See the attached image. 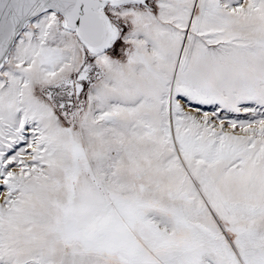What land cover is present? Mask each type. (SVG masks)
I'll return each mask as SVG.
<instances>
[{
    "label": "snow or ice",
    "instance_id": "obj_1",
    "mask_svg": "<svg viewBox=\"0 0 264 264\" xmlns=\"http://www.w3.org/2000/svg\"><path fill=\"white\" fill-rule=\"evenodd\" d=\"M0 264H264V0H0Z\"/></svg>",
    "mask_w": 264,
    "mask_h": 264
}]
</instances>
